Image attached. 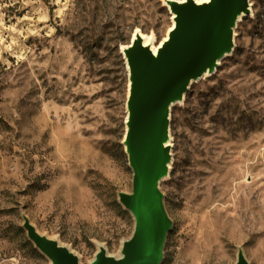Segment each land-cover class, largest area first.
<instances>
[{"label":"rangeland","instance_id":"rangeland-1","mask_svg":"<svg viewBox=\"0 0 264 264\" xmlns=\"http://www.w3.org/2000/svg\"><path fill=\"white\" fill-rule=\"evenodd\" d=\"M167 0H0V264H50L40 234L91 264L118 257L134 220L123 144L130 81L122 47L160 42ZM180 1V0H178ZM233 50L169 112L172 227L161 264H264V0H249Z\"/></svg>","mask_w":264,"mask_h":264},{"label":"water","instance_id":"water-1","mask_svg":"<svg viewBox=\"0 0 264 264\" xmlns=\"http://www.w3.org/2000/svg\"><path fill=\"white\" fill-rule=\"evenodd\" d=\"M197 1H166L174 25L156 54L143 46L139 35L122 51L130 81L123 144L133 175L131 192L119 193L118 202L133 217L134 227L118 257L100 247L91 264L162 262L172 227L159 190L171 163L170 108L183 100L193 82L212 73L232 52L233 29L249 12V0ZM23 229L50 264H79L67 247L40 235L26 217ZM234 264H248L241 251Z\"/></svg>","mask_w":264,"mask_h":264},{"label":"bare ground","instance_id":"bare-ground-1","mask_svg":"<svg viewBox=\"0 0 264 264\" xmlns=\"http://www.w3.org/2000/svg\"><path fill=\"white\" fill-rule=\"evenodd\" d=\"M180 2H184V0H180ZM197 2H198V3H200V2H207V0H198ZM171 16H172L171 19L173 20L174 15L171 14ZM173 25H174V22L172 23V25H171V27H170L169 30L172 29ZM137 35H139L140 38L142 39V44H143V46H148V47L151 49V51H152L153 54H156L157 49L161 46V44H162V43L166 40V38H167V35H166V36H165L160 42H155L153 34H148V35H146V34H143V33L139 32V31L137 30V31L133 34V36H132V40H134V39H135V36H137ZM125 48H126V47H122L123 50H124ZM205 76H208V73H206L203 77H205ZM167 144H169V143H167ZM166 146H167V145H166Z\"/></svg>","mask_w":264,"mask_h":264}]
</instances>
